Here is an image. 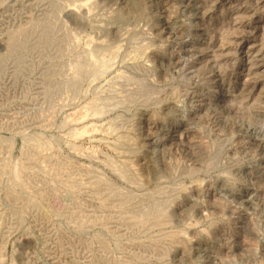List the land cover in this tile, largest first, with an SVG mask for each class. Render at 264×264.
I'll return each mask as SVG.
<instances>
[{
    "label": "rangeland",
    "instance_id": "obj_1",
    "mask_svg": "<svg viewBox=\"0 0 264 264\" xmlns=\"http://www.w3.org/2000/svg\"><path fill=\"white\" fill-rule=\"evenodd\" d=\"M0 264H264V0H0Z\"/></svg>",
    "mask_w": 264,
    "mask_h": 264
}]
</instances>
